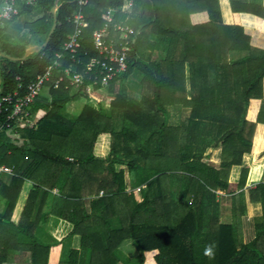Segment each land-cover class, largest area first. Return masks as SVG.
Instances as JSON below:
<instances>
[{
    "label": "trees",
    "instance_id": "trees-1",
    "mask_svg": "<svg viewBox=\"0 0 264 264\" xmlns=\"http://www.w3.org/2000/svg\"><path fill=\"white\" fill-rule=\"evenodd\" d=\"M128 1L130 11L122 8ZM53 3L17 0V14L0 24V51L21 56L29 38L40 34L42 43L53 22ZM78 6L76 0L59 1L56 26L39 51L20 60L0 56V95L18 83L24 92L26 83L56 60L54 76L64 67L83 74L77 87L65 86L67 81L50 84L36 97L27 108L39 113L34 124L25 120V114L12 120L20 142L0 130V165L11 166L32 181L31 203L25 205L30 209L24 208L15 227L10 215L0 212V236L12 234L21 242L30 233L31 264H142L144 251L145 264H154L148 251L153 249L156 264H264L263 1L88 0L81 6L88 24L72 59L63 46L73 31ZM109 7L116 8L113 19L131 26L135 34L127 69L101 85L93 83L95 67L86 71V63L99 57L92 31L106 21ZM238 14L251 27L232 19ZM22 15L30 17L20 36L13 42L2 40L7 26ZM110 30L113 35L111 24ZM149 35L159 37L151 41ZM148 48L163 54L152 58ZM136 72L138 98L123 88V81ZM117 80L118 86L112 87ZM87 84L109 86L114 95L111 107L122 109L118 128L114 118L93 103L98 100L90 96ZM80 96L86 99L80 111L74 117L65 115V104ZM168 105L188 107L190 113L171 123ZM5 116L1 112L0 121ZM102 139H109V150L98 155L96 143ZM218 145L217 169L201 158L208 146ZM244 152L254 153L248 167L241 165ZM117 164L132 172L135 185H144L140 197L127 192L125 171ZM174 176L179 195L171 190ZM229 177L240 190L228 196L231 220L220 222L211 214L216 202L210 188H227ZM16 179L15 199L7 200L10 207L23 180ZM199 188L212 197L191 196ZM244 190L262 207L255 235L248 241L240 231ZM37 196L40 203L30 220ZM47 198L48 213L41 211ZM51 215L70 224L68 235L80 236L79 248H70L66 259L60 255L63 240L39 224ZM41 234L51 239L45 242ZM126 239L136 247L132 257L120 248ZM3 242L6 252L9 240Z\"/></svg>",
    "mask_w": 264,
    "mask_h": 264
},
{
    "label": "crops",
    "instance_id": "crops-1",
    "mask_svg": "<svg viewBox=\"0 0 264 264\" xmlns=\"http://www.w3.org/2000/svg\"><path fill=\"white\" fill-rule=\"evenodd\" d=\"M1 3L2 0H0V7H1ZM39 12V10H35L32 15L35 16L37 15ZM30 16L28 15H22L20 17H18L15 21L11 22L7 28L4 30L3 34L1 35L2 40L4 41H8V42H13L18 36H20V32L22 31L23 27H24V22L27 20V18H29ZM264 18V17H263ZM39 38H43V35H36V36H32L29 38V41L26 45L25 48L30 45V44H40L39 43ZM44 41V40H43ZM25 42V41H23ZM25 50V49H24ZM2 52V51H0ZM4 53V52H2ZM5 54V53H4ZM99 89L103 90V92H108V94L110 95V101L109 104L111 102V100L113 99L114 95L113 93L109 90V86L107 87H98ZM105 88L107 90H105ZM48 87H46L44 89V91H47ZM132 96V95H131ZM83 97V96H80ZM79 97H76L74 99H77ZM98 100V99H97ZM69 101H72L69 100ZM68 101V102H69ZM67 102V103H68ZM66 103V104H67ZM81 103V102H80ZM100 104V103H99ZM82 105V104H81ZM111 106V104H110ZM171 107V108H169ZM100 108H103L102 106H100ZM168 111L170 112V121L171 123L174 122L176 123L181 117H186L189 115L190 113V109L188 107H180V108H175L171 105L167 106ZM106 109V108H105ZM109 109V108H107ZM122 111V109H115L112 107V109L106 110L108 112V114L111 116V114L113 113V111H115V113H118L119 111ZM175 112V113H173ZM175 115V116H173ZM113 116V115H112ZM39 117V113L36 111L30 112L28 110V114L26 116V121L31 122L30 124H34L37 119ZM114 120V119H113ZM115 123V120L113 121ZM23 124V122H19L18 127H20ZM10 133L9 135L16 140H19V142L22 140L20 136H18V129H16L15 126V132H8ZM108 142V141H107ZM96 153L98 155H105L108 150H109V142L108 145L106 143V141L100 142L98 141L96 143ZM98 151V152H97ZM221 146L218 145L216 147H210L208 146L205 151H204V155L201 158L202 162H205L206 164L211 165L214 168H220L221 166ZM254 153L253 152H244L242 154V160H241V165L242 166H250L252 159H253ZM118 168H123L125 171V176L127 178V187L126 190L127 192H135L137 195L138 193L134 190L135 188H137V191H140L141 188L144 187V185H135L134 184V179H133V174L131 171H129V169H127V167L123 164H117ZM20 177L23 178L22 182H21V189H19L17 196H16V201L14 203V206L10 207L8 206V199H11L14 201L15 199V195L14 194V190L17 191V188H13L14 187V183L16 182V177ZM131 178V180H130ZM236 178V177H235ZM227 188H222L220 186H217L215 189L214 188H210L213 192H214V202H216V204H214L213 210L211 211V214L213 217H217V219L220 222H229L232 218V212L230 209V205L228 203V196H230L232 193L239 191L240 188H238L236 186V183L232 178H228L227 179ZM252 182V181H250ZM32 181L29 178H25L23 175H20L18 172L16 173L14 170L12 171V173H3L0 174V212H5L6 214L10 215V222L13 224V226H18V224L21 222V219L23 218V210L27 209L29 210V207H26V202H28L29 199V195H30V191H32V185H31ZM249 186V184H247ZM141 186V187H140ZM251 187V185H250ZM171 190L174 192V195H179V190H178V180L176 178V176H174L172 185H171ZM53 191H56V188L53 189ZM142 191V190H141ZM141 191L139 193H141ZM202 189L199 188L196 190L195 194L191 196H207V197H212V195H209V193ZM244 196H245V213L241 216V224H245L246 222H248L249 224L252 225V227L249 230V236L248 238H245L243 235V231L241 229V224H240V231H241V237L243 239V241H248L251 240L253 238V236L255 235L256 232V225L258 222H260L261 220V215H262V207H261V203L258 201H251L248 198V194L247 191L244 190ZM141 195V194H140ZM140 195H138L140 197ZM40 196H37L35 199H32L34 203V206L31 208V213L32 215H30L29 219L31 220L32 218L35 217V213L37 212L38 209V205L40 203ZM12 203V202H10ZM31 203V200L28 202ZM25 208V209H24ZM9 211V212H8ZM42 212H46L48 213V198L46 200V203L43 205ZM227 214L228 217H227ZM246 220V221H245ZM44 221L41 219V222L39 224H43L45 231L48 233H50L53 237L57 238V239H62V243L60 246V255L61 257H63L64 259H66L67 257V252L70 248H79V242H80V236L78 234H71L68 235V232L71 229V226L68 222L56 218L54 216H50L49 218L46 219V221L43 223ZM252 229V230H251ZM26 235L23 239V241L19 242V238H16V236L14 235H1L0 236V258H3L1 261V264H31V253L29 251V246H30V239H29V234ZM11 236V238L9 239V237ZM246 236V233H245ZM41 237L44 239L43 241L48 242V235L41 234ZM245 238V239H244ZM3 240H9V242L7 243V249L6 252L3 251V246L5 245V242H3ZM25 240V241H24ZM121 250L128 256L132 257L137 253L136 247L134 245V243L131 241V239H126L120 246ZM127 249V250H125ZM149 252H153L156 253V249L153 250H148ZM131 254H128V253ZM146 251H144V255H145Z\"/></svg>",
    "mask_w": 264,
    "mask_h": 264
},
{
    "label": "built area",
    "instance_id": "built-area-1",
    "mask_svg": "<svg viewBox=\"0 0 264 264\" xmlns=\"http://www.w3.org/2000/svg\"><path fill=\"white\" fill-rule=\"evenodd\" d=\"M32 2L33 0H24ZM78 6L77 11L73 14L74 28L67 35L63 49L70 54V58H74L77 52L83 27L87 26L88 22L84 18L81 6L87 4L88 0H76ZM131 4V1L127 2ZM116 8L109 7L106 10V21L102 26L92 31V43L97 50L99 57H92L86 63V71L92 70L95 67L93 74V83L100 82L101 85H106L115 75L125 71L128 66L127 56L131 50L134 31L131 26L115 21L114 13ZM17 0H2L0 7V24L3 19H9L17 14ZM110 24L114 34L110 30ZM133 35V36H132ZM60 56V53H57ZM58 65L56 60L53 65L49 66L42 73H38L33 79L25 85V91L21 83L11 92L0 95V113H6L3 120L0 121V130L5 129L7 132H15V127L12 120L19 115L28 114V106L36 99V97L50 84L58 86L60 83L67 81L65 86H79L83 78V74L78 71H70L68 67H64L57 76H54L53 69ZM85 71V72H86ZM92 87V84L86 85V90ZM12 167L6 164L0 165V174L12 173ZM102 192V191H101Z\"/></svg>",
    "mask_w": 264,
    "mask_h": 264
},
{
    "label": "rangeland",
    "instance_id": "rangeland-1",
    "mask_svg": "<svg viewBox=\"0 0 264 264\" xmlns=\"http://www.w3.org/2000/svg\"><path fill=\"white\" fill-rule=\"evenodd\" d=\"M262 1H263V4H264V0H262ZM122 8L125 9L126 11H130L131 4L126 3L125 5L122 6ZM232 19L234 21H237V22L239 21L240 23H242L245 26H248V27L250 26V25H247L245 23L244 18L241 15H239V14L235 15L234 17H232ZM158 37H159L158 35L157 36L149 35L147 38L149 40H151V41H154ZM40 39L41 38H39V40ZM148 51L150 52L152 58H158V57H160L163 54V50L161 51L160 49H157V48H152V49L148 48ZM185 69H186V72H188L187 71V67ZM137 74H138L137 72L134 73V74H131L123 81L124 91L129 93L128 95H130V96L132 95L133 97L135 96L136 98H138L139 94H140L139 77L137 76ZM118 81L120 82V80H117V81H114L113 83H111V86L114 87V88L117 87L118 86ZM105 87H107V86H105ZM101 89H99V88H90V86H89V88L87 90H90V93H89L90 96H92V97L94 96L96 99H98V104L99 103L100 104L98 105L97 102H93V103H95L96 106H99V108H100V106H102L103 107L102 108V112L108 114V112L106 111V110H108L107 108L112 109V107L109 104V101H110L111 98H110V95L108 94V92H103V90H101ZM105 90H107V89L105 88ZM85 100H86L85 97H79L77 99H72V101H69L67 104H65V107H64V110H63L64 114L67 115V116H72V117L76 116V114L80 111V109H81V107H82V105H83ZM91 101H93V100H91ZM169 108H171V107H169ZM173 113H175V112H173ZM111 116H112V118H114V120H115L114 124H116L117 128H118L120 126L121 122H122L121 110L118 113H115V111H113ZM173 116H175V115H173ZM103 141H106V143L108 145L107 141H109V139L108 140L102 139L100 142H103ZM130 180H131V178H130ZM134 190L138 193V195L141 194V193H139L140 191H137L138 190L137 188H135ZM228 215L229 214H227V217H228ZM251 227H252V225L249 224L248 222H246L245 224H241V229L243 231V235H244L245 238H248L249 233H250L249 230H250ZM245 233H246V236H245ZM125 250H127V249H125ZM131 253L129 252L128 254H131ZM149 254L151 255L153 263L156 264V262L154 260L155 253L149 252ZM147 259H148V254L145 253L142 264H145Z\"/></svg>",
    "mask_w": 264,
    "mask_h": 264
},
{
    "label": "water",
    "instance_id": "water-1",
    "mask_svg": "<svg viewBox=\"0 0 264 264\" xmlns=\"http://www.w3.org/2000/svg\"><path fill=\"white\" fill-rule=\"evenodd\" d=\"M59 1L60 0H54V3H53V6L51 7V13L53 15V22H52V25L47 33V36L45 37L44 41L40 44H30L28 45L25 50H24V53L21 55V56H11V55H6L2 52H0V56H6L12 60H20V59H24L26 58V56H28L29 54L33 53V52H36V51H39L46 43L47 41L49 40L55 26H56V11H57V8L59 6ZM0 84H1V77H0Z\"/></svg>",
    "mask_w": 264,
    "mask_h": 264
},
{
    "label": "clouds",
    "instance_id": "clouds-1",
    "mask_svg": "<svg viewBox=\"0 0 264 264\" xmlns=\"http://www.w3.org/2000/svg\"><path fill=\"white\" fill-rule=\"evenodd\" d=\"M205 254H206V255L208 254V250L205 251Z\"/></svg>",
    "mask_w": 264,
    "mask_h": 264
}]
</instances>
